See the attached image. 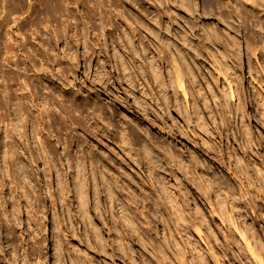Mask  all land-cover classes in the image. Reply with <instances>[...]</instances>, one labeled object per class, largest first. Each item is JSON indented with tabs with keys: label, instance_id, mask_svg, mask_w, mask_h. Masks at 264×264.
Listing matches in <instances>:
<instances>
[{
	"label": "rangeland",
	"instance_id": "obj_1",
	"mask_svg": "<svg viewBox=\"0 0 264 264\" xmlns=\"http://www.w3.org/2000/svg\"><path fill=\"white\" fill-rule=\"evenodd\" d=\"M263 13L0 0V263L264 264Z\"/></svg>",
	"mask_w": 264,
	"mask_h": 264
},
{
	"label": "bare ground",
	"instance_id": "obj_2",
	"mask_svg": "<svg viewBox=\"0 0 264 264\" xmlns=\"http://www.w3.org/2000/svg\"><path fill=\"white\" fill-rule=\"evenodd\" d=\"M215 1H216V0H215ZM217 3H219V2H217ZM219 5H221V4H219ZM237 5H238V4H237ZM243 6H244V5H243ZM243 6H242V7H243ZM115 7H116V6H115ZM222 8H223V6H222ZM224 8H225V7H224ZM219 9H221V8H219ZM226 9H227V8H226ZM233 9H234V8H233ZM233 9H232V10H233ZM256 10H258V9H256ZM261 10H263V9H260V11H261ZM143 11H144V10H143ZM221 11H223V10H221ZM242 11H243V8H241V6H240V8H239V7H236V9H234L232 12L230 11L231 13H230L229 11H228V13H230V15H232V16L236 13L235 15H236V16L238 15V18H239V17H240V14H239V13H242ZM113 12H114V11H113ZM148 12H149V11H148ZM168 12H169V11H168ZM244 12H245V11H244ZM244 12H243V14H244ZM253 12H254V11H253ZM223 13H224V12H223ZM258 13H259V12H258ZM258 13L256 12V14H258ZM220 14H221V13H220ZM224 14H225V13H224ZM224 14H223V15H224ZM243 14H242L241 16H243ZM246 14H247V15H244V17H245V16H248V13H247V12H246ZM250 14H252V13H250ZM254 14H255V13H254ZM254 14H253V15H254ZM256 14H255V15H256ZM263 14H264V13H263ZM145 15H146V13H145ZM228 15H229V14H228ZM255 15H254V16H255ZM259 15H261V14H258V16H259ZM147 16H148V15H147ZM168 16H171V15H168ZM256 16H257V15H256ZM258 16H257V17H258ZM175 17H176V16H175ZM226 17H227V16H226ZM226 17H225V18H226ZM228 17H229V16H228ZM228 17H227V19H228ZM251 17H252V16H251ZM171 18H172V17H171ZM171 18H169L170 21H171ZM223 18H224V16H223ZM258 18H259V17H258ZM263 18H264V17H263ZM167 19H168V18H167ZM173 19H174V18H173ZM235 19H237V17H235L234 20H235ZM240 19H241V17H240ZM242 19H243V18H242ZM242 19H241V20H242ZM245 19H248V18H244L243 20H245ZM249 19H250V18H249ZM249 19H248V20H249ZM252 19H253V17H252ZM254 19H255V18H254ZM224 20H225V19H224ZM230 20H232V19H230ZM248 20H247V21H248ZM250 20H251V19H250ZM255 20H256V19H255ZM233 22L235 23V21H233ZM233 22H232V23H233ZM242 22H243V21H242ZM263 22H264V19H263ZM234 23H233V24H234ZM236 23H237V22H236ZM253 23H254V22H253ZM260 23H261V19H260ZM260 23H258V25H259ZM243 24H245V21H244ZM246 24H247V23H246ZM248 24L250 25V23H248ZM262 24H263V23H262ZM170 25H171V24H170ZM235 25H236V24H235ZM235 25H234V26H235ZM260 25H261V24H260ZM230 26H232L231 28H233V30H234L235 28H237L236 26H235V28H234V26H233L232 24H230ZM246 26H247V25H246ZM255 26H256V25H255ZM262 27H263V26H262ZM231 28H230V30H232ZM238 29H239V28H238ZM261 30H264V29L262 28ZM248 31H249V30H248ZM252 31H253V30H252ZM158 32H160V31H158ZM253 32H254V31H253ZM261 32H262V31H261ZM261 32H259V34H260ZM257 35H258V34H257ZM213 37H214V36H213ZM251 37H252V36H251ZM253 37H254V36H253ZM255 37H256V35H255ZM247 38H248V37H247ZM263 38H264V33L262 34V36H260L259 38H257V40H255V39L252 38V40L249 39V41H248V43H247V46H248L249 51H250V52H249V53H250V56L255 57L256 60H258L259 56H260L261 58H264V39H263ZM219 40H220V38H219ZM219 40H218V41H219ZM229 40H230V39H229ZM235 40H236V39H235ZM230 41H231V40H230ZM230 41H229L230 45H233V44H234V43H233L234 40L231 41V42H230ZM221 42H222V40H221ZM244 42H245V41H244ZM223 43H224V41H223ZM232 43H233V44H232ZM260 43L262 44V47H261V45L259 46ZM221 44H222V43H221ZM226 44H227V43H226ZM222 45H224V44H222ZM235 45H236V44H234V46H235ZM220 47H221V46H220ZM222 47H223V49L225 50V46H222ZM227 47H229V48H227ZM227 47H226V48H227V52H226V50H225V51H224L225 53H228V50L231 49L229 45H228ZM232 47H233V46H232ZM236 47H237V46H236ZM236 47H235V48H236ZM238 48H239V47H238ZM233 49H234V47H233ZM238 53H239V51L237 52V54H238ZM247 53H248V51H247ZM228 54H229V53H228ZM225 55H226V54H225ZM232 55H234V54H231V55H228V56H232ZM235 55H236V54H235ZM236 56H237V55H236ZM237 57H238V56H237ZM228 58H229V57H228ZM250 58H251V57H250ZM233 59H234V58H233ZM236 59H238V58H235L234 60H236ZM259 59H260V58H259ZM230 60H231V59H230ZM237 62H238V60H237ZM260 62H261V61H260ZM151 63H152V62H151ZM236 64H237V63H236ZM228 65H229V64H228ZM230 65H231V64H230ZM233 65H234V64H233ZM262 65H263V64H262ZM238 66H239V64H238ZM263 66H264V65H263ZM229 69H230V68H229ZM229 69H228V70H229ZM232 69H234V67H233ZM230 71H231V70H230ZM237 71H238V70H237ZM255 71H256V68H255ZM260 71H261V70H260ZM260 71H259V72H260ZM231 72H232V71H231ZM181 73H182V72H181ZM252 73H254V72H252ZM261 73H262V72H261ZM237 74H238V73H237ZM259 74H260V73H259ZM234 75H235V74H234ZM255 75H256V74H255ZM257 75H258V74H257ZM262 76H263V75H262ZM235 77H236V76H235ZM251 78L253 79V82L256 80V79H254V77H251ZM176 79H177V83H178V87H179L178 89H180V90L182 91L183 96L186 97V96H187V95H186V90H185V88H184L185 86H184L183 79H182L181 75H180V74L177 75ZM174 80H175V79H174ZM238 80H239V79H238ZM160 82H162V81H160ZM172 82H173V81H172ZM174 82H176V81H174ZM237 82H238V81H237ZM240 82H241V81H240ZM255 82H256V81H255ZM229 83H230V82H229ZM238 83H239V82H238ZM238 83H236V84H238ZM174 85H176V84H174ZM229 86H231V83H230ZM235 86H236V85H235ZM239 86H240V85H238V87H239ZM229 88H230V87H229ZM235 88H236V87H235ZM230 89H231V94H232V96L234 97V91H235V90H233L232 88H230ZM241 91H242V90H241ZM235 92H236V91H235ZM233 97H232V98H233ZM186 98H187V97H186ZM186 101H187V100H186ZM177 102H178V101H177ZM2 106H3V108H5L4 105H2ZM76 108H77V107H76ZM5 109H6V108H5ZM77 111L80 112L81 110H77ZM73 112H74V111H73ZM75 112H76V110H75ZM76 113H78V112H76ZM90 114H91V113H90ZM186 114H187V113H186ZM240 114H241V113H240ZM243 114H244V113H243ZM245 114H246V113H245ZM76 115H77V114H76ZM88 116H89V115H88ZM186 116H187V115H186ZM79 117H80V116H79ZM86 117H87V116H86ZM91 120H93V119L91 118ZM225 120H226V119H225ZM244 120H245V119H244ZM78 121H79L80 126L83 127V129H85V131H87V132H89V131L91 130V127H93V126L89 123V119H88V118H87V119L85 118L84 120H82L81 118H79ZM241 121H242V120H241ZM243 122H244V121H243ZM260 122H261V121H260ZM263 122H264V121H263ZM257 124H258V123H257ZM263 124H264V123H263ZM245 125H247V124H245ZM245 125H244V126H245ZM261 125H262V124H261ZM246 128H247V127H246ZM114 131H115V130H114ZM114 131H113V132H114ZM242 132H243V131H242ZM111 133H112V132H111ZM115 133H116V132H115ZM243 133H244V132H243ZM242 135H243V134H242ZM244 136H245V135H244ZM260 139H262V138H260ZM243 140H244V139H243ZM245 140H246V139H245ZM250 140H251V139H250ZM250 140H249V141H250ZM133 141H134V140H133ZM137 142H138V141H137ZM137 142H136V143H137ZM242 142H243V141H242ZM245 142H246V141H245ZM247 142H248V140H247ZM250 142H252V141H250ZM242 147H243V146H242ZM222 151H223V150H222ZM154 154H155V153H154ZM167 154H168V153H167ZM218 154H219V153H218ZM165 155H166V154H165ZM168 155H169V154H168ZM172 155H173V154H172ZM221 156H222V155H221ZM150 157H151V155H150ZM171 157H173V156H171ZM89 158H90V157H89ZM166 158H167V157H166ZM175 158H176V157H175ZM150 159H151V158H150ZM168 159H170V158H167L165 161H167V162L170 161L171 163L173 162V158H172L171 160H168ZM151 161H152V160H151ZM151 161H150V162H151ZM156 162H157V161H156ZM156 162H155V163H156ZM152 163H153V161H152ZM149 164H150V163H149ZM151 165H152V164H151ZM239 165H240V164H239ZM154 166H155V165H154ZM150 168H151V167H150ZM155 168H156V167H155ZM240 169H241V168H240ZM150 170H151V169H150ZM245 170H246V169H245ZM152 171H153V170H152ZM241 172H242V170H241ZM151 173H152V172H151ZM155 174H156V173H155ZM152 175H153V174H152ZM156 176H157V175H156ZM109 179H110V178H109ZM111 179H112V178H111ZM111 181H112V180H111ZM115 181H116V180H115ZM112 183H113V182H112ZM192 184H193V183H192ZM220 186H221V184H220ZM220 186H219V187H220ZM226 186H227V184H226ZM223 187H224V186H223ZM114 188H115V186H114ZM235 191H236V190H235ZM111 197H112V196H111ZM114 197H115V196H114ZM117 197H118V196H117ZM117 197H115V198H117ZM115 198H114V199H115ZM117 200L119 201V202H118V204H119L121 199L118 197ZM122 200H123V199H122ZM113 201H114V200H113ZM115 202H116V201H115ZM115 202H114V204H115ZM122 204H123V203H122ZM157 205H158V204H157ZM157 205H156V206H157ZM123 206H124V205H123ZM126 206H127V203H126ZM160 206H162V205H160ZM158 209H159V208H158ZM163 210H164V209H163ZM214 210H215V209H214ZM158 211H160V210H158ZM123 212H126V211H123ZM131 213H132V212H131ZM133 213H135V212H133ZM121 214H122V213H121ZM128 214H129V213H128ZM123 215H124V214H123ZM125 215H126V213H125ZM144 216H145V215H144ZM178 216H179V215H178ZM125 217H126V216H125ZM127 217H128V216H127ZM131 217H132V216H131ZM180 217H181V216H180ZM177 218H178V217H177ZM180 220H181V219H180ZM180 220H179V221H180ZM222 220H223V219H222ZM129 221H130V220H129ZM181 221H182V220H181ZM183 221H184V220H183ZM173 222H175V221H173ZM177 222H178V220H177ZM133 223H134V222H133ZM133 223H132V224H133ZM183 223H184V222H183ZM222 224H223V223H222ZM170 225H171V224H170ZM181 225H182V224H180V226H181ZM177 226H178V225H177ZM186 226H187V225H186ZM190 226H192V225H190ZM235 226H236V225H235ZM235 226H234V227H235ZM181 227H183V226H181ZM179 228H180V227H179ZM183 228H184V227H183ZM236 228H237V227H236ZM236 228H235V229H236ZM30 229H31V228H30ZM184 229H185V228H184ZM184 229H183V230H184ZM186 229H187V228H186ZM189 229H190V228H189ZM223 229H224V228H223ZM237 229H238V228H237ZM196 230H197V229H196ZM122 231H123V230H122ZM124 231H126V230H124ZM177 231H178V230H177ZM184 231H185V230H184ZM237 231H238V230H237ZM238 232H239V231H238ZM197 233H198L199 236H200L201 231L198 230ZM122 234H123V233H122ZM126 236H127V235H126ZM240 236H241V237L243 238V240H244L245 235L241 233ZM133 237H134V236H133ZM125 238H126V237H125ZM120 240H121V239H120ZM10 241H11V239H10ZM247 243H248V242H247ZM9 244H10V243H9ZM11 244L13 245V243H11ZM12 245H11V246H12ZM14 245H16V244H14ZM14 245H13V247H12L13 250H14ZM11 246H9V247L11 248ZM37 247H38V246H37ZM248 247L250 248V244H249V243H248ZM12 248H11V249H12ZM15 248H16V247H15ZM17 248H18V247H17ZM17 248H16V249H17ZM11 249H10V250H11ZM32 251H34V250H32ZM42 251H43V249H42V250H41V249H35V252H34V253L32 252V253H33L32 255H34V256L36 257L37 260H38V259H39V260H40V259L42 260V258H43V252H42ZM15 253H17V252H15ZM212 253H213V252H212ZM13 254H14V253H13ZM13 254H12V255H13ZM30 254H31V253H30ZM14 256H15V255H14ZM32 257H33V256H32ZM260 260H261V259H260ZM260 260H259V261H260ZM40 262H41V261H40ZM181 262H182V261H181ZM181 262H180V263H181ZM38 263H39V262H38ZM178 263H179V262H178ZM180 263H179V264H180ZM261 263H262V261H261ZM0 264H1V263H0ZM39 264H40V263H39Z\"/></svg>",
	"mask_w": 264,
	"mask_h": 264
}]
</instances>
